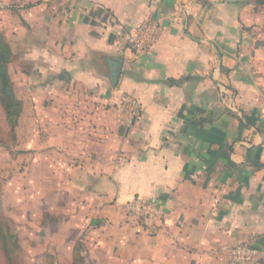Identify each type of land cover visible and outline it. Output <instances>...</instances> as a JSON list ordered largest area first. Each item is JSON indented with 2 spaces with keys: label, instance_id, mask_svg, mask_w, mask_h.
I'll return each mask as SVG.
<instances>
[{
  "label": "crops",
  "instance_id": "obj_1",
  "mask_svg": "<svg viewBox=\"0 0 264 264\" xmlns=\"http://www.w3.org/2000/svg\"><path fill=\"white\" fill-rule=\"evenodd\" d=\"M0 33L45 144L88 162L95 251L234 264L245 245L264 264V0H0ZM135 199L156 214L129 218Z\"/></svg>",
  "mask_w": 264,
  "mask_h": 264
},
{
  "label": "rangeland",
  "instance_id": "obj_2",
  "mask_svg": "<svg viewBox=\"0 0 264 264\" xmlns=\"http://www.w3.org/2000/svg\"><path fill=\"white\" fill-rule=\"evenodd\" d=\"M8 71L14 94L29 98L19 130L9 129L0 105V264H116L95 251L93 184L82 183L87 161L46 145L13 60Z\"/></svg>",
  "mask_w": 264,
  "mask_h": 264
},
{
  "label": "built area",
  "instance_id": "obj_3",
  "mask_svg": "<svg viewBox=\"0 0 264 264\" xmlns=\"http://www.w3.org/2000/svg\"><path fill=\"white\" fill-rule=\"evenodd\" d=\"M156 31V25L153 21H148L140 25L131 39L134 50L137 53L149 50L155 42ZM128 103L132 109H135L136 104L134 102L128 101ZM127 214L129 218L140 221L148 219L150 216L156 214V208L152 203L141 199H135L128 204ZM230 253L231 261L234 264H242L252 261L257 251L250 246L243 245L231 250Z\"/></svg>",
  "mask_w": 264,
  "mask_h": 264
},
{
  "label": "trees",
  "instance_id": "obj_4",
  "mask_svg": "<svg viewBox=\"0 0 264 264\" xmlns=\"http://www.w3.org/2000/svg\"><path fill=\"white\" fill-rule=\"evenodd\" d=\"M11 61L12 52L10 46L6 37L0 33V105L3 109L7 126L10 130L14 131L18 126V120L22 112V104L16 98L13 91V84L8 71V66L11 64ZM0 144H4L1 136Z\"/></svg>",
  "mask_w": 264,
  "mask_h": 264
},
{
  "label": "water",
  "instance_id": "obj_5",
  "mask_svg": "<svg viewBox=\"0 0 264 264\" xmlns=\"http://www.w3.org/2000/svg\"><path fill=\"white\" fill-rule=\"evenodd\" d=\"M227 1H232V0H227Z\"/></svg>",
  "mask_w": 264,
  "mask_h": 264
}]
</instances>
